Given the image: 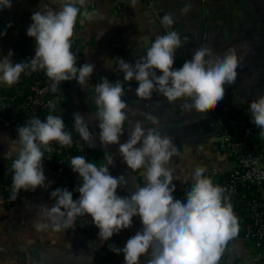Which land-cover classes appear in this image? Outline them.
I'll return each mask as SVG.
<instances>
[{
	"label": "crops",
	"instance_id": "0c3cea01",
	"mask_svg": "<svg viewBox=\"0 0 264 264\" xmlns=\"http://www.w3.org/2000/svg\"><path fill=\"white\" fill-rule=\"evenodd\" d=\"M12 7L0 10V58L12 50V62L18 63L17 47L20 40L27 42L29 59L35 55L34 39L26 32L32 23L34 12L45 11V6L56 10L60 0H11ZM90 19L78 15L74 27L76 49L79 54L77 67L84 63L95 65L89 81L80 86L75 80L68 81L67 87L55 94L48 110L50 115H59L65 123V130L81 143H93L88 162L98 167L107 164V157H113L114 166L110 171L116 177L124 175L127 184L117 191H135L144 185L143 169L132 171L118 153L119 145L101 146L97 127L98 111L94 97L95 85L103 78L110 82L120 80L124 84L123 99L128 105L125 133L120 142L127 140V130L139 122L147 132L156 129L162 136H169L177 149L167 167L173 173L176 191L193 182L197 168L205 170L216 166L221 172H228L233 161L224 152L220 133L228 130L246 144L256 136L263 142L260 129L250 120L249 103L264 95V0H86ZM185 9H187L185 11ZM171 15L173 24L167 31H176L182 46L177 49L174 69L191 60L193 52L206 47L214 56L234 54L239 61L237 79L225 87V95L217 107L200 114L183 105L191 100L181 99L169 103L166 98L153 92L151 99L142 100L135 96L136 81L124 82L118 70V58L128 63L146 54L147 49L166 29L161 20ZM11 24V27H6ZM28 89L25 76L21 74L11 87L0 84V109L15 107V97ZM131 88L132 91L128 89ZM18 111V110H17ZM80 113L92 132L91 141H84L73 130V115ZM28 119L23 116L11 126L0 121V160L16 158L18 139L10 135L11 130L24 126ZM256 128L255 134L250 133ZM53 150L54 146L49 145ZM3 169V176L9 175ZM70 173L78 177L70 168ZM48 188L37 187L5 205L0 197V264H124L122 254L110 250V245L122 248L126 241L141 230L139 217H133L132 227L114 234L111 240L100 242L98 228L89 216H82L81 223L72 229L55 230L51 226L38 230V223H51L42 215V205L51 207L54 201L51 191L65 188L68 178L62 170L53 172L44 169ZM29 197V199H27ZM243 230L231 239L222 254L219 264H264L255 248L244 241ZM148 255L140 258L139 264H146Z\"/></svg>",
	"mask_w": 264,
	"mask_h": 264
},
{
	"label": "clouds",
	"instance_id": "9594fccd",
	"mask_svg": "<svg viewBox=\"0 0 264 264\" xmlns=\"http://www.w3.org/2000/svg\"><path fill=\"white\" fill-rule=\"evenodd\" d=\"M136 0H132L135 4ZM79 5V7H78ZM86 0H60L56 10L45 6V11L32 14V23L27 36L34 39L35 55L27 61L13 63L12 50L0 58V84L11 87L21 74L43 71L51 82L53 93L62 82L75 80L80 86L86 84L94 73L95 65L84 63L76 66L77 57L71 51L74 27L81 9L85 18H91L86 9ZM11 0H0V10L11 8ZM187 9H185L186 11ZM171 15H164L161 23L166 32L158 36L146 54L128 63L118 58V70L124 82L136 81L135 96L151 99L153 92L166 98L169 103L181 99L191 100L183 106L200 114L214 110L225 95V87L237 79L238 58L231 53L214 56L211 49L200 47L193 52L191 60L174 69L177 49L181 48L180 35L167 31L173 24ZM6 27H11V24ZM6 35V31L0 33ZM132 91L131 88L128 89ZM94 103L98 137L102 147L119 145L118 153L128 169H143L144 185L125 196L117 194L127 181L124 175L114 177L110 165L97 166L84 156H73L69 166L78 173L81 183L73 193L66 188L51 191L54 201L51 207L42 205V215L51 223H38V230L50 226L57 231L69 228L78 216H89L98 228L100 242L111 240L114 234L129 229L133 217H139L141 230L130 237L122 248L110 245V250L122 254L124 264H139L140 258L148 255L146 264H219L227 243L238 234V220L224 195L226 189L214 185L204 175V168L193 173V182L184 201L175 199L173 173L167 167L172 156L178 154L173 140L162 136L156 129L144 131L137 122L127 130V140L120 142L125 133L128 105L123 99L124 84L103 78L95 85ZM251 122L264 136V95L249 103ZM73 130L86 141H91L92 132L80 113L73 115ZM18 145L16 158L12 161L11 199L23 191H35L37 187L48 188L44 173L45 151L55 141L62 147L72 145L71 133L59 115H48L45 120L33 117L24 126L17 128ZM89 147L95 144L89 143Z\"/></svg>",
	"mask_w": 264,
	"mask_h": 264
},
{
	"label": "built area",
	"instance_id": "2783aa9c",
	"mask_svg": "<svg viewBox=\"0 0 264 264\" xmlns=\"http://www.w3.org/2000/svg\"><path fill=\"white\" fill-rule=\"evenodd\" d=\"M79 7V5H78ZM76 38L72 37V48L71 51L76 55L77 61L79 60V54L76 49ZM27 42L20 40V45L17 47L18 63L29 60L27 54ZM25 79L28 83V89L25 96V102L18 104L11 111L22 110L24 107L34 111L35 109L40 110V115H35L33 117H38L42 121L50 114L46 112L48 109L52 97L59 91L66 88V82H62L58 87V90L53 93L50 88L51 82H45L41 77L36 75V72L25 75ZM1 110V109H0ZM32 117V118H33ZM256 128L252 129L250 133L255 134ZM72 145L61 146L59 143L53 141L50 144L53 146L59 145L60 149H72L79 142L72 134ZM220 143L224 152L233 161V166L223 177V172L219 170L216 166H211L205 170L204 175L210 178L214 185H219L226 189L224 193L228 197V202L232 205L235 203V196L238 194L239 189L243 188L247 191V196L244 194V200L242 203L244 205V214L236 215L234 210L233 213L237 217L239 222H243L246 218V222L243 225L242 237L244 241L251 244L257 251L258 257L264 262V143L258 149H249L246 147V143L240 138L232 135L228 130H223L220 133ZM85 145H88L87 143ZM89 146V145H88ZM67 156L71 159L73 156L68 153ZM82 156V155H79ZM15 158H13L14 160ZM13 160L4 161L0 160V165H4L6 168H11ZM52 156L46 154L43 159V167L48 168L47 161H51ZM111 175L116 177L113 171H110ZM13 173L11 174L12 178ZM12 182H4L0 184V197L3 199L5 205H10L18 197L26 196V191L21 190L17 194L16 198L11 199L13 195V190L11 187ZM192 183H187L184 185L183 189L180 191H175L173 196L175 199L184 201L186 193L190 190ZM77 185L74 184L72 193L75 199H78L79 193L74 191ZM132 191L121 192L117 191L120 196H125ZM27 197V196H26ZM29 199V197L27 198ZM82 216H78L73 225L67 229H72L81 223Z\"/></svg>",
	"mask_w": 264,
	"mask_h": 264
},
{
	"label": "trees",
	"instance_id": "16d2710c",
	"mask_svg": "<svg viewBox=\"0 0 264 264\" xmlns=\"http://www.w3.org/2000/svg\"><path fill=\"white\" fill-rule=\"evenodd\" d=\"M36 75L41 77L45 82H49L48 78L46 77L45 73L43 71H37ZM68 81H66V87H67ZM27 91L23 90L20 94H18L15 97V106L18 104H22L25 102V96H26ZM48 111V109H46ZM41 111L35 109L32 111L29 108L24 107L22 110H18L14 113H11L9 111V108L7 107H1L0 110V121L3 123H8L10 126L14 124L15 121L20 120L21 117L25 116L27 119H31L35 115H40ZM10 135L12 137H17V129L16 130H11ZM261 138L256 136L253 140L249 141L246 144V147L249 149H258L263 143H264V136H263V142L258 143V141ZM86 143H81L80 145L75 146L72 149L66 150V149H60L59 145L54 146V149L49 151H45L46 154H50L52 156L51 161H47V165L49 170L56 172L58 170H62L63 173L65 174L66 178H68V184L66 185V189L71 191L73 190L74 184L78 185L81 183L79 178L74 177L70 173V160L69 157L67 156L68 153H70L72 156H77V155H82L86 158L88 161L90 158V147L88 145H85ZM13 160V158L8 159ZM9 171L8 177L3 176V169L0 166V184L4 182H12L11 174L13 173L11 168H7ZM227 174V172L223 173V177ZM244 194L247 196V191L243 188L239 189L238 194L235 196V203L233 204V210L236 215H243L244 214V205L242 203V200H244ZM73 199L75 200L74 196ZM246 222V218L244 219L243 222L238 221V231L243 230V225Z\"/></svg>",
	"mask_w": 264,
	"mask_h": 264
},
{
	"label": "water",
	"instance_id": "95a60500",
	"mask_svg": "<svg viewBox=\"0 0 264 264\" xmlns=\"http://www.w3.org/2000/svg\"><path fill=\"white\" fill-rule=\"evenodd\" d=\"M26 90H27V85H26ZM48 114H50V112H49V110L48 111H46Z\"/></svg>",
	"mask_w": 264,
	"mask_h": 264
}]
</instances>
